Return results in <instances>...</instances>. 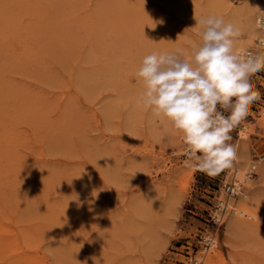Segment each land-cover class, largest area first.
Here are the masks:
<instances>
[{
    "label": "rangeland",
    "instance_id": "374dc122",
    "mask_svg": "<svg viewBox=\"0 0 264 264\" xmlns=\"http://www.w3.org/2000/svg\"><path fill=\"white\" fill-rule=\"evenodd\" d=\"M262 9L264 0H0V264H195L202 254L203 264H264V70L250 78L259 99L230 132L236 158L212 175L139 102L136 76L152 51L191 59L209 15L264 54L257 35L250 42ZM251 163L241 226L230 213L205 254L216 196Z\"/></svg>",
    "mask_w": 264,
    "mask_h": 264
},
{
    "label": "clouds",
    "instance_id": "9594fccd",
    "mask_svg": "<svg viewBox=\"0 0 264 264\" xmlns=\"http://www.w3.org/2000/svg\"><path fill=\"white\" fill-rule=\"evenodd\" d=\"M197 24L202 43L191 49V59L152 51L136 76L144 85L139 102L169 121L182 134L189 159L212 175L236 158L230 132L260 97L250 78L264 70V54H238V29L222 16L209 15Z\"/></svg>",
    "mask_w": 264,
    "mask_h": 264
},
{
    "label": "built area",
    "instance_id": "2783aa9c",
    "mask_svg": "<svg viewBox=\"0 0 264 264\" xmlns=\"http://www.w3.org/2000/svg\"><path fill=\"white\" fill-rule=\"evenodd\" d=\"M264 14V12H263ZM264 16V15H263ZM264 27V17H263V25ZM264 47V44H263ZM244 53H254L252 50H248ZM259 54V53H257ZM256 163H251L246 171H248L249 178L248 180L244 179L238 185L234 179V170L231 175H227L225 182L223 184L222 190L220 194L216 196L215 203L213 205V209L210 212V217L215 221L217 227L212 232H209L203 235L202 240V250L205 254L211 251L212 248L216 247L219 243V228L226 221L228 215L231 212H234L233 204H236V201H239L241 198H246L248 193V185L249 182L253 180L256 174ZM236 167V166H235ZM192 261L195 264H203L205 262V258H199L196 255L192 256Z\"/></svg>",
    "mask_w": 264,
    "mask_h": 264
},
{
    "label": "bare ground",
    "instance_id": "6f19581e",
    "mask_svg": "<svg viewBox=\"0 0 264 264\" xmlns=\"http://www.w3.org/2000/svg\"><path fill=\"white\" fill-rule=\"evenodd\" d=\"M262 11L264 12V9H262ZM263 12H262V17H257V19L255 20V22H259L260 23V26L262 27V25H263ZM262 29H263V31L261 32V34L259 35L258 34V32L255 30V32L252 34V36L250 37V42L251 41H253V39H255L256 38V35H257V37H259L260 38V40H261V43L262 44H264V27H262ZM248 46V44L246 43V42H244V41H235L234 42V49H235V51L237 52L238 50L240 51L239 53H244V52H246V51H248L249 49L248 48H246V50H244V48H245V46ZM238 53V52H237ZM238 53V54H239ZM238 173H239V167L238 166H236L235 167V170H234V173H233V175H234V179H235V181L237 182L236 184L238 185V183H240L242 180H244V179H246V180H248V179H250L249 178V174H248V171H246L245 173H243V176L242 177H240L239 175H238ZM229 175H231V174H229ZM229 177V176H228ZM249 193V192H248ZM246 198H248V195H247V197ZM241 199H243V198H241ZM236 204H237V201H236ZM236 204H233L234 206H233V208H234V212L232 213L233 214V222L234 223H236L238 226H241V223L243 222V216H245V213H244V210H243V207H242V205L241 204H239V205H236ZM1 227V226H0ZM5 228V227H4ZM16 239V238H15ZM14 241V240H13ZM19 241V240H18ZM209 253V252H208ZM207 253V254H208ZM205 256L206 255H201V257H199V258H205ZM206 260V259H205Z\"/></svg>",
    "mask_w": 264,
    "mask_h": 264
}]
</instances>
